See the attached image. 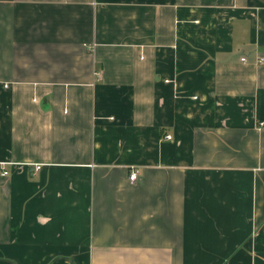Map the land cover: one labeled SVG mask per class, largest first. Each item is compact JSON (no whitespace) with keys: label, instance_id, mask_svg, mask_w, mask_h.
I'll return each instance as SVG.
<instances>
[{"label":"crops","instance_id":"obj_1","mask_svg":"<svg viewBox=\"0 0 264 264\" xmlns=\"http://www.w3.org/2000/svg\"><path fill=\"white\" fill-rule=\"evenodd\" d=\"M261 122L264 0H0V264H264Z\"/></svg>","mask_w":264,"mask_h":264},{"label":"built area","instance_id":"obj_2","mask_svg":"<svg viewBox=\"0 0 264 264\" xmlns=\"http://www.w3.org/2000/svg\"><path fill=\"white\" fill-rule=\"evenodd\" d=\"M242 61H246V58H243ZM261 61L263 62V59H261ZM260 126H264V122H261L260 123ZM168 139H171V136L168 135L167 136ZM8 172H4V175H7ZM137 178H138V170H135L132 172V174L130 175V181L132 183H135L137 181Z\"/></svg>","mask_w":264,"mask_h":264}]
</instances>
